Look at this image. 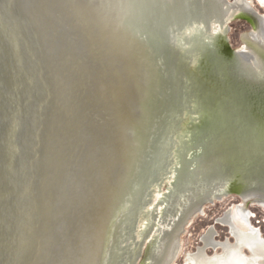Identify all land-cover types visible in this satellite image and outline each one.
<instances>
[{
	"label": "water",
	"instance_id": "1",
	"mask_svg": "<svg viewBox=\"0 0 264 264\" xmlns=\"http://www.w3.org/2000/svg\"><path fill=\"white\" fill-rule=\"evenodd\" d=\"M207 82L180 0H0V264H131Z\"/></svg>",
	"mask_w": 264,
	"mask_h": 264
},
{
	"label": "rangeland",
	"instance_id": "2",
	"mask_svg": "<svg viewBox=\"0 0 264 264\" xmlns=\"http://www.w3.org/2000/svg\"><path fill=\"white\" fill-rule=\"evenodd\" d=\"M180 1L184 3L183 7L199 36L208 82L178 130L131 264H158L161 261L171 241L166 230L172 228L168 224L176 213L173 205L177 195L183 199L177 205V212L183 211L181 217L187 210L199 205L203 211L186 223L180 235V252L173 264H191L189 256L204 246L203 236L211 228L215 230L216 240L224 241L226 238L233 243L230 229L221 224L219 218L237 205L244 207L252 227L264 239V205L259 198L244 200V193L240 194L239 190L250 168L249 159L241 156L246 145L253 141L256 151L264 156V48L254 44L252 35L255 29L239 7L231 8L228 17L222 21L216 11L207 12L204 9L203 0ZM228 1L231 4L237 0ZM246 1L264 15V6L259 0ZM258 38L264 45L259 33ZM236 50L252 53L260 61V66L253 65L252 70H243L246 80L237 67L233 54ZM221 146H228L226 150L229 152L239 148V157L230 156L225 161L223 171L229 181H224V177L221 186L209 187L212 181L203 180L204 175L199 171L201 161H209L208 154ZM262 160L264 163V158ZM196 166L199 167L197 170ZM257 168L261 170L259 180L264 182V166ZM253 191L263 190L250 187L245 193ZM221 192H224L222 199L218 200L216 194ZM206 197L212 199L211 202L206 201ZM220 252L218 248L207 249L209 256ZM244 253H247L246 249Z\"/></svg>",
	"mask_w": 264,
	"mask_h": 264
},
{
	"label": "bare ground",
	"instance_id": "3",
	"mask_svg": "<svg viewBox=\"0 0 264 264\" xmlns=\"http://www.w3.org/2000/svg\"><path fill=\"white\" fill-rule=\"evenodd\" d=\"M203 1L205 2L204 4H202L205 7L204 9H207L208 10L207 12L213 10L216 11L219 17L222 19V21H224V18L226 16L228 17L229 15L228 13L231 8H235V7L242 8L240 12L248 11V9L246 8H249V5L246 0H237L235 3H231V4L229 3L228 0H203ZM259 2L262 6H264V0H259ZM196 3L197 2H195V4ZM183 4L184 3H182V5ZM222 21H220L219 24L222 25L223 24ZM259 35L264 40V17H260ZM236 53L241 60L242 70L249 71L253 67V65L257 67L260 66V61L259 60H258L259 62L257 61V57L254 54L245 51H238V50H236ZM235 155L239 157L237 153L233 154L234 157H236ZM202 157L204 156L202 155ZM228 158L220 157L218 159H214V157H211L208 158L209 161L207 162H204V160L201 161L200 168L196 166L195 169L197 170L199 168V171L204 175L203 180L206 181L208 179L213 180L209 184L210 185L209 187H214L217 185L221 186L223 184V178L225 177L223 171L226 166L225 161ZM210 175H212V178L209 177ZM222 175H224V177ZM226 186L227 188L229 187L228 185ZM250 187H251L250 181H246V180H244V182H242V185H240L239 190L241 191L240 194L244 193L243 198H245V200L259 198V202L264 205V187L255 188L252 186L251 188L260 189L263 191L262 192L253 191L250 193L248 192L245 193L247 189H249ZM223 191H226V188L225 190L223 188ZM223 193L224 192H221L220 194H216V198L218 200L222 199ZM182 200L183 199L181 198V195H177V197L175 198L173 211H176V213L174 218L170 219V223L168 224L172 228L170 230H166L167 232L166 234H168L171 241L169 240V244L164 252L163 258L161 259L160 262H158V264L174 263V261L178 258V254L180 252V235L184 232L186 223L196 213H201L203 211V207L199 205L197 207L190 208L189 210L186 211L184 216L181 217L183 211L181 212L180 210V212L178 213L177 205L178 202ZM208 200L211 202L212 199L207 198L206 201ZM189 203L190 200L187 203V205L184 207L183 209L184 211ZM242 205H244V203H242ZM179 219H180L179 224H177V226H174L173 228L174 223L179 221ZM220 221L223 224L229 226L233 236L235 237V241L233 243H231L230 241H225V242L218 241L215 238V230L212 228L209 229L203 236L202 244L204 246L200 247L197 253L189 256L191 260V264H259L260 261H262V264H264V239L260 238L258 231L254 230V228L252 227L249 220V215L246 213L244 207L240 205L235 206L234 208L229 210L224 216H222ZM161 244L157 246L158 249L160 248ZM210 248H218L222 252L215 253L209 256L207 254V249ZM245 249L250 252L249 255H246L244 253ZM141 257L142 254L139 253V258ZM139 264H143V263H139ZM145 264H149V262H145Z\"/></svg>",
	"mask_w": 264,
	"mask_h": 264
},
{
	"label": "flooded vegetation",
	"instance_id": "4",
	"mask_svg": "<svg viewBox=\"0 0 264 264\" xmlns=\"http://www.w3.org/2000/svg\"><path fill=\"white\" fill-rule=\"evenodd\" d=\"M249 5V4H248ZM240 9H242V8H240ZM246 9H248V11H244L245 13H246V16H248V20L252 23V27L255 29V34H253L252 35V40H253V42H254V44L257 46V47H259V48H264V45L262 44V41H260V39L258 38V33H259V31H260V17H264V15H261V14H259L253 7H251L250 5H249V8H246ZM250 9V10H249ZM263 10V13H264V9H262ZM256 56V55H255ZM257 57V56H256ZM245 200V199H244ZM226 214V213H225ZM225 214H223L222 216H224ZM221 216V217H222ZM221 217L219 218V222L221 223V224H223L221 221H220V219H221ZM249 220H250V216H249ZM250 223H251V221H250ZM224 226H227L228 228H229V226L228 225H225V224H223ZM230 229V228H229ZM230 232H231V229H230ZM231 235H232V237L234 238V241H235V237L233 236V234H232V232H231ZM215 237H216V234H215ZM261 237V236H260ZM226 238H224L223 240L224 241H221V242H225L226 240H225ZM263 239V238H262ZM228 241H230L229 239H228ZM247 251V253H245L246 255H249L250 254V252L248 251V250H246ZM222 252V251H221ZM262 262V261H261Z\"/></svg>",
	"mask_w": 264,
	"mask_h": 264
}]
</instances>
